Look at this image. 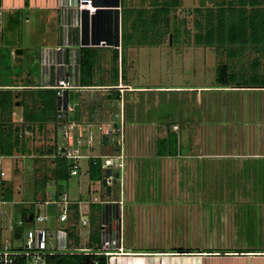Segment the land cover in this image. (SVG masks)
<instances>
[{
    "label": "crops",
    "instance_id": "1",
    "mask_svg": "<svg viewBox=\"0 0 264 264\" xmlns=\"http://www.w3.org/2000/svg\"><path fill=\"white\" fill-rule=\"evenodd\" d=\"M60 1L62 0H0V35L8 29L7 24L10 22L17 23L18 26L24 11L27 16L31 10H36L37 22L42 18H46L48 22L55 21V18L57 20L52 43L42 45L41 48V52L44 48L47 49L49 63L44 64L42 61L40 75L35 78L29 71L25 73L27 83L47 87L56 84L61 78H67L78 85V88L65 90L63 94L65 106L71 107L70 111L65 108L68 115L65 125L70 127L72 136L78 141L79 150L84 155L78 159L79 170L76 175L80 176L79 180L87 185L90 193L93 180L90 178L89 162L95 163L97 160L102 171L101 180L108 188L105 196L101 194L94 198L84 197L82 191L79 198L69 196L70 205H76L78 209L75 222L70 216L73 208L69 214V223L75 228L78 240L75 242L68 231V245H97L91 236V222V232L84 234L79 217L80 214H84L88 219L90 215L96 216L99 213V201L111 198L121 200L118 208L121 216L122 253L110 258L104 256L106 264H264V87L248 84L221 86L216 80L211 86L198 87L196 96L191 99L193 111L197 110V119L183 125L182 131L177 132L179 144L176 149V174L162 175L160 178L158 176V186L154 190L138 186L137 184L147 183L143 180L144 177L126 174L127 168L130 174L129 162L135 156L141 155L136 152L135 144L139 148L138 139L142 136L147 139L146 132L150 129V136L155 135L151 145L157 157L156 140L174 131L175 124L172 129L167 128L164 135L162 131L161 134L158 131L164 124L144 125V111L147 110L148 114L150 109L139 108L135 101L132 105L128 104L131 114L126 113L125 94L137 87L131 86L125 80L123 72L120 71L123 65L120 68V63L117 84L112 85L106 79V82H93V85L82 86L78 84L79 67L76 60L78 48L84 46L82 38L112 40L113 35L109 30L112 12L116 10L120 20L122 6H146L150 5V1L124 0L122 3L121 0H90L93 12L88 7L76 10L73 5L78 0H66L67 7L59 6ZM259 2L258 6L263 7L264 4ZM97 10L100 11V17L90 18L89 16ZM86 17L88 19H85ZM95 47H117L120 50V45L100 44ZM56 48L60 49L55 50ZM1 57L0 88L24 87L25 83H22L24 80L21 77H12L8 73L6 77L2 75L4 66ZM37 59H43L39 53ZM20 65L23 66L21 63ZM97 65L101 66V58L99 63L95 64ZM11 77L14 82L10 80ZM204 89L207 94H203ZM221 91L226 92L225 101L218 102L215 95ZM251 92L257 93L254 98L250 97ZM146 101L152 102L149 99ZM21 115V107H14L12 120L19 123ZM48 125H52L54 129L53 123ZM177 129L179 130L176 125L175 130ZM48 130L49 128L47 132ZM62 147L65 154L67 148ZM95 155L103 158L94 157ZM120 155L123 156L122 168L103 166L104 157L115 160ZM200 155H209L206 157L209 159L224 157L229 160L225 162L219 158L218 162L207 160L198 164L185 159L192 156L197 158ZM4 157L11 156H0ZM68 161L71 164L72 161ZM14 166L19 167L18 164ZM151 166L153 168V164ZM141 167L139 166V169L142 172L144 167ZM237 169L240 173L232 174ZM4 172L6 173L5 170ZM36 174L39 175L40 170H36ZM108 174L114 176L112 185L106 183ZM38 177L35 187L32 182L15 189L11 187L13 200L3 204L0 227L4 232L5 227L13 224L14 233L10 234L12 237L18 234L21 236L25 228L36 224L32 215L31 220L21 228L20 233L18 232L19 226L16 222L23 219V216L18 210L22 208L21 202L18 203L15 199L16 190L29 198L25 204L31 206L25 208L32 209L36 205L34 213L39 211L46 214L47 219L43 225L50 230H54L57 225L55 206H43L34 201L36 195L41 197L44 189L39 182L42 176ZM6 178L0 179L7 181ZM139 178L142 182L136 184ZM172 181H175V187L171 184ZM234 183L242 186L236 189ZM14 210H18L17 215L13 214ZM98 238L99 241V233Z\"/></svg>",
    "mask_w": 264,
    "mask_h": 264
},
{
    "label": "rangeland",
    "instance_id": "2",
    "mask_svg": "<svg viewBox=\"0 0 264 264\" xmlns=\"http://www.w3.org/2000/svg\"><path fill=\"white\" fill-rule=\"evenodd\" d=\"M149 1L151 2L152 0ZM210 3L213 2L207 1V4ZM199 4V0H181L180 6L174 11L178 18L185 16L187 20L186 28L191 31L190 35L184 34V36L177 37H171L169 35L168 42L166 39L164 43L149 46L137 45L136 43L133 44L137 37L134 33V39H128L127 47L124 50L125 62H123L122 68L120 66V71L123 72L125 80L128 81L131 86L137 87L125 94L127 102L126 113L128 115L131 114V107L129 106L135 101L138 103L137 106L139 108L144 107L145 109H150L148 114L147 110H145L146 112L144 111V119L142 120V122H145L143 123L144 125L154 126L158 123L161 125L164 124V126H160L158 130L160 134L162 131V135L167 132V128L172 129L175 126L174 131H168L169 133L166 135L167 139L163 141V143L170 148L174 145V137H176V144H179L177 132L180 133L182 131L183 125H188L193 119H197V110L193 111V108L191 107V99L196 96V90L198 87L211 86L215 83L218 75L217 69L220 63L229 61V64L233 65L236 73L235 76L237 78L236 82L239 83L253 81V76H258L264 71L262 64L257 70L254 68L252 60L256 55L260 58L262 54H257L255 51H252L253 49L250 47L243 49H246L247 53L245 52L242 54L241 61L237 62L236 57H232V55L230 57L228 56L229 53L236 52H229V47H231L229 45H223V47L219 45L208 47L195 44L193 38L194 35L192 34L194 32L192 29L194 15L187 13L186 9L189 7L192 9V7L198 6ZM25 12L26 11L22 13L18 26L12 29H6L4 33L0 35V53L2 55V57L1 55L0 57L2 60V66H4L1 73L4 76L8 73L11 74L12 77L13 75L21 77V79L24 80L22 83H27L26 74L28 71L35 78L40 75L42 61L44 64L49 63L47 61V56L45 58L43 57L42 60H40L41 58L38 60L37 55L39 53V56H41L42 45L52 43V38L57 26L56 18L55 21L52 22H48L46 18H42L37 22V16L35 15L36 10H31L29 14L27 13V16H25ZM255 20H258V17ZM261 45L264 46V41H262ZM17 48L22 49V52L15 53ZM105 48H101V52L105 53L101 57V66L97 65L94 68V82H106V79L109 81L113 74L112 71H114L111 59L113 49ZM224 48H227L229 53L226 52ZM98 50H100V48ZM237 50L239 51L240 49ZM258 60L264 64V56ZM97 62L99 63V60ZM20 63L23 64V66L20 65ZM12 77L10 80L14 82ZM103 79L105 81H103ZM205 93L207 94L204 89L203 94ZM225 94L226 92L224 91L216 93L215 96L217 97L218 102L220 100L225 101ZM250 94V97L254 98L257 93L251 92ZM134 98L136 100H134ZM147 99L152 102H147ZM129 103L130 105H128ZM139 115H142V113H139ZM173 124L175 125L173 126ZM176 125L179 130H175ZM45 128H49L47 133L38 130H35L34 132L28 131L26 133L30 138L29 146H32L33 148H43L53 143L55 131L52 125L47 124ZM202 128H204V126ZM146 133L148 138L146 139L145 136H142L138 139L140 147L137 148L136 144V147H134L137 150L136 152H139L141 155L135 156L133 160L129 162L128 167L130 168V174L128 168L126 169V174H128L127 176H143V180L147 181V183H141L142 180L140 177V180L138 179L139 182H136V184L141 183L137 185L147 187L149 190H154L155 187L158 186V176L160 178L162 175L176 174V162L178 158L176 154L166 156L160 155L161 157H156L151 145L155 135L150 136V129H148ZM158 140L162 139L158 138L156 141ZM57 141L64 146L65 143L63 142V137L61 136L60 131L57 135ZM176 146L178 147V145ZM34 155H13L11 157L0 158V163L6 171L5 175L7 178L5 175L4 178L11 183L14 189L19 186L23 187L25 184L27 185L31 182L32 186L35 187L36 181L39 178L38 176H42L43 173L49 171L48 166L51 160L50 156L37 159L38 162H34L33 159L37 158V155ZM208 156L209 155H200L197 158L192 156L191 158L185 159H190L198 164H202L207 160L218 162L220 161L218 160L219 158H222L225 162L229 160V158L224 157L206 158ZM232 161L233 164H235V161ZM14 164H18L19 167L14 166ZM43 164L44 167L41 168ZM151 164H153V168L152 166L150 167ZM141 165L144 167L142 172L139 169V166L141 167ZM38 167H40L39 175L36 174V168ZM143 167L141 168L143 169ZM262 170H264V168H262ZM237 172L238 174L240 173L239 169L233 171L232 174H237ZM7 173L9 175H7ZM79 178L80 176L76 175L71 176L66 180H59L56 184L48 182L46 184V190L54 193V190L58 187L60 190L66 191L72 198H79L81 191L85 194L84 197L89 198H94L101 194L103 196L106 195L108 188L103 180H93L91 182L92 189L89 193L87 185L82 183V180L80 181ZM173 182L175 181H172L171 184L175 187ZM233 185L236 189H239L240 185L242 186V184L239 183H234ZM19 190L21 189L19 188ZM51 197L52 196L50 195V198ZM15 199L18 203L21 202L20 205L28 203L27 201H29L28 197H24L22 193L19 194L17 190L15 191ZM40 199L41 197L38 198L36 195L34 201L40 202ZM51 205L53 206V204H48L47 206ZM29 206H31V204L23 205V207ZM36 207L37 206L35 205L32 210ZM18 210L19 212L21 211L20 208ZM18 210H14L13 214L17 215ZM32 224L33 223H31V225ZM49 224L52 225V223ZM10 234L11 233L8 230L4 231L5 236L12 238L14 246H21L23 240L21 236L18 234L17 236L12 237Z\"/></svg>",
    "mask_w": 264,
    "mask_h": 264
},
{
    "label": "trees",
    "instance_id": "3",
    "mask_svg": "<svg viewBox=\"0 0 264 264\" xmlns=\"http://www.w3.org/2000/svg\"><path fill=\"white\" fill-rule=\"evenodd\" d=\"M122 3L124 0H121ZM200 4L186 9L187 13L194 15L192 20L193 38L195 44L208 47L229 45L228 56L236 57V61H241L242 54L246 52V47H250L257 54H262L260 58L254 57L253 65L257 70L260 68L261 57L264 56V6L259 7L264 0H199ZM207 1L213 2L207 4ZM181 0H152L147 6H122L120 10V50L113 48L111 59L113 62V74L110 78L112 85L117 84L118 64L121 67L125 62L124 50L127 47L128 39H134L137 45H155L164 43L169 35L171 37L190 35V30L186 28L187 20L185 16L178 18L175 9L180 6ZM249 6L250 8H247ZM258 17V20H255ZM85 19H88L87 17ZM87 21V20H86ZM17 23L10 22L9 28H15ZM191 34V35H192ZM182 38V37H181ZM87 43V37L82 38ZM114 39H112V42ZM112 47V46H111ZM95 46H80L78 48L76 63L79 67L78 84L82 86L93 85L94 68L97 61L102 57L101 49ZM237 49H240L239 51ZM228 50V51H227ZM247 53V52H246ZM234 59V58H233ZM217 83L221 86L236 84H248L250 86L264 87V71L253 76V81L243 83L236 82V73L233 65L229 61L222 62L217 69ZM122 76V75H121ZM258 78V79H254ZM20 89L0 88V156L13 155H37V159L50 156L48 172L43 173L39 179L40 186L43 188L48 182L56 184L61 179H67L70 176L71 164L65 157L64 152H60L63 144L57 141L58 129L62 127L68 119L65 110H62L56 89L52 87H37L31 83L23 84ZM14 107H21V121L16 123L12 120ZM53 123L54 139L53 143L43 148H30L29 136L26 133L35 130L47 132L45 126ZM174 136V135H171ZM170 138V136H169ZM156 144V154L175 155L177 144L174 137V145L170 148L163 141L167 139L160 138ZM161 141V142H160ZM62 145V146H61ZM35 156V155H34ZM53 160V162H51ZM96 163V164H95ZM93 161L89 162L90 178L98 180L102 178L100 164ZM44 167V164L41 168ZM40 170V167L36 168ZM117 185V183L115 182ZM11 183L0 179V199L4 202L13 200V191ZM19 205V204H18ZM74 206V207H73ZM69 206L73 208L70 214L75 222L78 217L76 205ZM21 214L25 223L28 221V214H34V210L20 205ZM99 213L90 215V222L93 227L91 236L98 244V220ZM56 214V213H55ZM73 225L69 226V235L75 242L78 240L76 230ZM19 226V233L22 230ZM2 235L4 232L1 230ZM18 234V233H17ZM15 247V246H13ZM14 264H27L24 256H17ZM45 264H106L104 256L88 255L83 253L55 254L46 257Z\"/></svg>",
    "mask_w": 264,
    "mask_h": 264
},
{
    "label": "built area",
    "instance_id": "4",
    "mask_svg": "<svg viewBox=\"0 0 264 264\" xmlns=\"http://www.w3.org/2000/svg\"><path fill=\"white\" fill-rule=\"evenodd\" d=\"M66 0L59 2V6H66ZM76 10H83L86 7L93 12L94 8H90V0H78L73 5ZM90 17V16H89ZM102 42V41H101ZM103 44V43H100ZM56 48L55 50H59ZM47 49L44 48L41 52L42 58L46 57ZM56 89V93L59 98V103L62 110L67 108L69 111L71 107L65 106L63 94L65 90L78 88V85L67 78H61L57 80L56 84L48 85ZM61 136L63 137L64 146L67 148L65 156L71 160L70 175H76L79 170L78 159L84 157L79 150V143L75 141L72 136L70 127L63 125L60 128ZM94 157L103 158V156L95 155ZM119 159V161H118ZM123 156L120 155L117 158L104 157L103 166L105 168L111 167L112 169H120L123 167ZM118 162H115V161ZM5 172L0 165V178L4 177ZM114 179L113 174L106 176V183L112 185ZM66 180V179H61ZM50 195L52 196L50 198ZM41 205L47 206L53 204L55 206L57 225L54 230L48 229L43 223L47 219L45 213L39 211L33 214L34 226H30L24 229L21 238V246L13 247L12 239L7 236H3L0 227V264H14L17 256H24L27 264H45L47 256L55 254H72L83 253L88 255L105 256L110 258L112 256L120 255L122 253L121 247V216L118 205H121V200L108 198L103 201H99L100 205V217L98 220V232L100 236L99 244L93 246H79L71 247L68 245V231H69V206L71 201L69 194L60 190L58 187L54 190V193L47 191L44 187L41 199L39 200ZM5 202L0 199V221L2 220V207ZM18 226L24 227L25 220L19 219ZM79 223L82 227L83 233L88 234L91 232L90 221L87 216L80 214ZM11 234L14 233L13 224H9L5 227Z\"/></svg>",
    "mask_w": 264,
    "mask_h": 264
},
{
    "label": "water",
    "instance_id": "5",
    "mask_svg": "<svg viewBox=\"0 0 264 264\" xmlns=\"http://www.w3.org/2000/svg\"><path fill=\"white\" fill-rule=\"evenodd\" d=\"M117 7V5H115ZM100 13L99 10H97L96 13H93L90 15V18H94V17H100V15L98 14ZM110 25V29L111 30V34L113 35L114 41L112 42V40H107V39H100V38H94L92 37L89 41H87V43L83 42L82 44L84 46L86 45H92V46H97L100 45V43H103V45H115V46H119L120 45V20H119V13L115 10L114 12H112L111 14V20L109 22ZM102 41V42H101ZM18 52H22V49L17 48L15 50V53ZM65 102V100H64ZM60 152H63V147L60 148ZM32 218V214L29 215L28 220L30 221Z\"/></svg>",
    "mask_w": 264,
    "mask_h": 264
},
{
    "label": "bare ground",
    "instance_id": "6",
    "mask_svg": "<svg viewBox=\"0 0 264 264\" xmlns=\"http://www.w3.org/2000/svg\"><path fill=\"white\" fill-rule=\"evenodd\" d=\"M89 8V7H88Z\"/></svg>",
    "mask_w": 264,
    "mask_h": 264
}]
</instances>
